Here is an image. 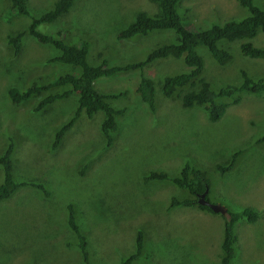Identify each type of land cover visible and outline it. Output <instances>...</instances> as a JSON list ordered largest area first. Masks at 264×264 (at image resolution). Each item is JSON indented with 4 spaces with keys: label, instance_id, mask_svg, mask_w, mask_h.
<instances>
[{
    "label": "rangeland",
    "instance_id": "1",
    "mask_svg": "<svg viewBox=\"0 0 264 264\" xmlns=\"http://www.w3.org/2000/svg\"><path fill=\"white\" fill-rule=\"evenodd\" d=\"M33 1L36 7L50 2ZM180 1L188 9V25L204 24L201 28L248 14L237 0H179L176 9L182 17L186 13L179 7ZM253 1L264 9V0ZM138 11L153 14L157 5L150 0H76L68 13L49 26L69 27L73 39L86 34L92 64L102 58L110 64L124 63L146 57L156 44L175 36L173 31L158 30L118 40V32ZM5 30L0 19V154L12 138L21 139L14 149L15 158L20 159L16 168L24 170V179L43 184L49 194L43 197L40 189L28 185L0 201V264H78V251L65 244L69 235L65 204L69 201L79 204L82 222L93 239L90 245L107 264H117L136 246V228L132 226L138 221L148 226L143 254L136 264H222L221 214L191 206L166 212L164 205L176 191L173 186L153 182L146 190L140 180L151 169L177 173L186 162L204 171L210 203L230 210L251 207L259 212L253 222L246 218L236 222L238 239L231 264H264V148L255 143L264 130V95L245 93L218 121L210 122L204 112L195 107L183 109L179 100L163 98L159 92L157 109L152 112L135 91L137 70L102 76L95 81L100 90L120 89L115 87L123 83L130 91L117 100L129 104L118 119L119 129L111 144L99 130L101 112L92 119L82 112L52 149L55 130L71 116L76 95L57 100L40 112L33 110L36 96L13 103L8 96L11 86L22 87L36 75L51 74L57 65L60 70L63 66L46 62L57 50L32 38H26L22 51L14 56L3 43ZM262 33L259 43L264 45V32L258 34ZM228 45L236 51L232 62L223 69L215 65L211 77L226 75V80L233 81L238 67L264 75L263 60L242 57L236 41ZM198 49L206 59L205 48ZM181 64L171 57L158 59L147 71L160 82ZM237 149L245 150L232 169L220 174L217 164L226 163ZM89 161L85 175H78ZM2 175L1 170L0 181ZM153 235L158 236L154 239Z\"/></svg>",
    "mask_w": 264,
    "mask_h": 264
},
{
    "label": "trees",
    "instance_id": "2",
    "mask_svg": "<svg viewBox=\"0 0 264 264\" xmlns=\"http://www.w3.org/2000/svg\"><path fill=\"white\" fill-rule=\"evenodd\" d=\"M150 1L157 5V11L153 14L145 11L136 12L134 19L118 32L116 38L118 40L129 39L138 34L147 36L152 31L158 30L173 31L175 36L168 42L156 44L146 57L141 59L110 64L109 59L102 58L100 62L92 64L88 59L91 47L86 34L73 39L74 35L72 36L69 27L49 26L59 20L60 16L68 13L76 0H50L46 6L40 2L37 7L34 6L33 0H2L0 19L6 27L3 38L5 48L15 56L22 51L25 39L32 38L41 44H49L57 50L56 54L46 58V62L63 66L60 70L57 65V70L51 74L36 75L22 87L11 86L8 89L10 100L19 104L36 96L33 110L40 112L57 100L76 95L74 111L55 130L51 143L52 149L57 148L65 132L73 126L82 112L90 119L96 113L101 112L99 130L108 145L111 144L114 134L119 129L120 120L118 119L126 113L128 109L126 105L129 104L127 101L117 100L128 96L130 91L123 83L115 87L120 89L100 90L95 86V81L102 76H113L137 70L138 80L135 91L152 112L157 109L156 96L159 92L163 98L179 100L183 109L195 107L204 112L210 122L218 121L230 106L241 101L245 96L243 94L264 95V75L251 74L244 67L237 68L236 79L233 81L226 80V75L225 77L216 76V78L210 76L211 69L215 70V65L223 69L232 62L233 53L235 54L236 51L233 52V48L228 45L231 42L238 43L242 57L252 59L251 61L255 59L264 61V45L259 43L263 33L258 34L260 31L264 32L263 8L256 6L253 0H237L248 11L245 17L227 19L222 23L215 22L206 28H201L204 24L188 25V19L186 20L188 9L182 5L181 1L179 7L186 13L183 17L176 9L179 0ZM183 18L186 21L183 22ZM45 25L47 26L44 30ZM254 38L255 43L251 41ZM222 41L226 42V45ZM199 46L205 48L209 57L206 55L205 59L199 52ZM100 50L102 49L96 52ZM98 55L101 57V52ZM168 57L180 60L182 64L171 70V74L168 73L159 82L147 69L156 60ZM262 124L264 126V123ZM16 138H12L0 154V174L1 170L3 173L0 181V201L10 197L19 187L28 185L40 189L43 193L41 195L46 197L49 189L41 183L34 182V179H24V170L16 168V162L20 159L15 158L14 149L22 143L21 139L19 142ZM255 143L264 148V130L255 137ZM244 150L237 149L226 163L217 164L218 172L223 175L232 169L231 166ZM90 164L89 161L83 165L84 168L80 169L78 175H85ZM140 180L144 183L146 190L150 182H166L173 186L176 191L171 192L167 203L164 202L166 204L163 210L166 212L191 206L214 213L207 205H202L196 200V195L203 192L205 185L208 184L204 171L191 163L186 162L177 173L151 169ZM65 208V226L69 228L65 244L78 251V264H107L98 257L97 250H93L90 245L93 239L88 237L81 218L83 211L81 212L79 204L69 201L65 204ZM226 214L227 217L221 214L223 217L220 240L222 254L221 257L219 256V261L222 264H231L234 246L238 239L235 231L236 222L240 218L253 222L258 218L259 212L251 207H243L236 210L227 208ZM160 216L159 220H161ZM141 223L138 221L135 226H132L136 228L134 230L136 231V246L131 252L124 254L117 264H136L141 257L140 253L143 254L144 231L148 225ZM156 236L158 235H153L154 239Z\"/></svg>",
    "mask_w": 264,
    "mask_h": 264
},
{
    "label": "water",
    "instance_id": "3",
    "mask_svg": "<svg viewBox=\"0 0 264 264\" xmlns=\"http://www.w3.org/2000/svg\"><path fill=\"white\" fill-rule=\"evenodd\" d=\"M207 192V188L205 189L204 192L199 194L198 197V203L202 205H207L213 212H219L221 214H226L227 208L221 204H216V203H210L207 199H205V194Z\"/></svg>",
    "mask_w": 264,
    "mask_h": 264
},
{
    "label": "clouds",
    "instance_id": "4",
    "mask_svg": "<svg viewBox=\"0 0 264 264\" xmlns=\"http://www.w3.org/2000/svg\"><path fill=\"white\" fill-rule=\"evenodd\" d=\"M208 119V118H207ZM209 121V120H208ZM150 183H153V182H150ZM207 188V192H208V185H205V189ZM205 189H204V191H205ZM203 191V192H204ZM206 192V193H207ZM202 193V192H201ZM200 194V193H199ZM199 194L198 195H196V200H198V197H199ZM205 199H206V194H205ZM198 202V201H197ZM195 208H197V207H195ZM215 213V212H214ZM225 215V214H224Z\"/></svg>",
    "mask_w": 264,
    "mask_h": 264
},
{
    "label": "bare ground",
    "instance_id": "5",
    "mask_svg": "<svg viewBox=\"0 0 264 264\" xmlns=\"http://www.w3.org/2000/svg\"><path fill=\"white\" fill-rule=\"evenodd\" d=\"M242 113V112H241ZM101 126V125H100ZM108 130V129H107ZM16 134V133H15ZM100 149H102V148H100ZM105 149V148H104ZM114 160V159H113ZM116 160V159H115ZM228 165V164H227ZM103 168V167H102ZM104 168H106L105 166H104ZM196 169V168H195ZM100 170V169H99ZM155 173V172H154ZM223 215V214H222ZM224 216V215H223ZM84 247V246H83Z\"/></svg>",
    "mask_w": 264,
    "mask_h": 264
}]
</instances>
